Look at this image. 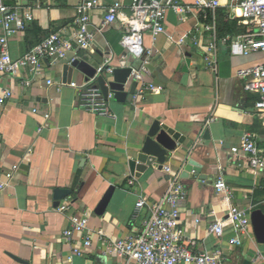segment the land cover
Returning <instances> with one entry per match:
<instances>
[{
	"label": "crops",
	"instance_id": "crops-1",
	"mask_svg": "<svg viewBox=\"0 0 264 264\" xmlns=\"http://www.w3.org/2000/svg\"><path fill=\"white\" fill-rule=\"evenodd\" d=\"M5 2L34 16L23 32L10 38V53L17 60L52 33L69 35L81 0ZM101 2L103 7L93 13V48L82 51L73 47L65 61L44 62L43 72L36 78L28 70L20 76L0 78L2 89L12 94L5 99L0 91V264H133L104 256L99 238L122 239L141 233L150 209L145 207L136 214L137 202L141 198L157 202L168 192L169 176L164 169L152 166L137 177L129 168L156 120L186 138L165 164L188 190V196L180 202L186 237L196 240L197 252L221 248L229 258L227 264H253L257 254L264 257V244L257 241L252 230L240 237L241 247L232 246L230 241L236 234L228 221L231 205L250 220L254 210L264 211V172L255 174L247 157L231 151L246 132L255 134L259 146L264 147V127L253 111L258 96L247 92L244 81L236 76L239 68L252 66L262 56H232L229 50L231 40L244 36L251 27L243 23L233 0H220L219 12L227 14V26L221 32L217 16L218 71L214 72L205 61L212 38L205 30L208 21L195 0H181L194 11L184 16L170 11L166 33L145 36L144 48L151 55L144 63L121 46L123 29L119 22L100 31L106 7L120 2L129 14L133 0ZM4 34L0 20V38ZM192 34L198 38V45L179 44L182 36ZM75 58L97 69L108 60L113 69L143 66L146 82L162 90L146 101L138 100L139 85L131 94L134 81L129 77L124 102L110 95L111 116L85 112L78 106V91L85 85V77L75 72L71 85L64 84V65ZM47 113L53 119L39 133ZM187 159L200 168L183 179ZM9 173L13 174L11 179L7 178ZM220 177L233 191L232 202L216 192ZM111 187L114 192L110 203L99 216L96 210ZM58 189L69 190L71 195L56 207L54 193ZM63 205L70 210L61 212ZM212 210L218 219L227 221L221 238L209 231ZM84 212L89 214L88 232L67 242L64 231L70 227L71 216ZM87 236L93 240V249L74 254V248L82 246Z\"/></svg>",
	"mask_w": 264,
	"mask_h": 264
},
{
	"label": "built area",
	"instance_id": "built-area-1",
	"mask_svg": "<svg viewBox=\"0 0 264 264\" xmlns=\"http://www.w3.org/2000/svg\"><path fill=\"white\" fill-rule=\"evenodd\" d=\"M236 7L240 9L243 23L250 26L252 30L244 36L231 40L230 53L232 56L250 57L260 54L262 60L252 66L239 68L236 76L244 81V89L256 94L258 101L253 111L262 121L264 127V0H233ZM195 4L203 11V17L208 24L205 30L212 34L211 42L206 50L205 61L208 69L218 71V39L216 38L217 16L221 7L220 0H195ZM103 7L101 0H81L76 9V21L70 29V34L61 32L52 33L37 44L29 53L20 59H13L10 53V38L23 32L28 24L34 21V16L29 12H20L19 8L10 7L5 0H0V20L3 22L5 34L0 38V78L2 76H20L28 70L31 74L40 76L43 72V64L65 61L68 53L73 47L82 51L93 48L96 33L92 30L93 13ZM170 11L180 16L191 13L193 8L185 5L181 0H133L130 13L123 11V5L115 2L105 8L104 20L100 31L119 22L123 29L121 46L136 59H144L147 63L151 53H146L144 38L147 34L157 37L166 33V20ZM228 40H230L228 38ZM188 42L198 45L199 40L195 35H185L179 39L181 46ZM126 58V57H125ZM124 58V59H125ZM109 60L100 67L99 73L112 75L114 70ZM131 69L130 79L139 85L136 99L146 101L150 95L155 94L162 88L148 84L145 80V67H129ZM29 84V82H27ZM1 84V81H0ZM49 85L53 81H48ZM1 97L11 98L12 94L3 90L0 86ZM111 95V94H110ZM109 98H106L96 82L85 83L78 91V106L85 112L97 116H111ZM35 113L38 110H34ZM46 123L39 128L41 133L49 127L51 114H45ZM236 156H245L249 160V166L255 174L264 172V147H260L257 136L252 132H246L241 137L239 146L231 149ZM15 167L14 170H17ZM164 172L169 176V188L166 196L157 202H148L141 198L136 205V214L148 207L150 217L144 222L143 231L139 234L130 235L127 238L112 239L100 237L102 253L106 257H117L126 259L133 264H227L228 256L221 248L212 251L197 252V242L187 238L185 229L182 227L180 202L188 196V190L183 180L175 174L171 167L164 166ZM13 177L12 173L7 175L8 179ZM133 184V182H131ZM218 195H222L227 201L234 199L233 191L230 190L223 177L215 183ZM70 206L60 207L61 212H67ZM228 221L236 234L230 244L241 247L240 237L252 232L253 227L250 218L244 213L237 211L233 205L230 206ZM214 217L210 224V233L216 238L225 234L226 223L216 217V212L211 211ZM89 214L76 213L70 218V227L64 231L67 242L72 243L78 235L88 232ZM93 249V240L90 236L85 237L82 246L75 247L73 253L82 255ZM253 264H264L261 254L253 259Z\"/></svg>",
	"mask_w": 264,
	"mask_h": 264
},
{
	"label": "water",
	"instance_id": "water-1",
	"mask_svg": "<svg viewBox=\"0 0 264 264\" xmlns=\"http://www.w3.org/2000/svg\"><path fill=\"white\" fill-rule=\"evenodd\" d=\"M75 72L80 73L85 77V83L96 82V85L101 88L104 96L108 98L110 94L115 95V99L124 102L128 94L125 92V85L131 74L130 68H117L112 75L99 73V70L89 64L84 59L75 58L70 63L65 64L63 68L64 84L71 85L72 77ZM137 83L133 84V91L137 87ZM161 97V96H160ZM162 99V97L160 98ZM207 139L209 138L207 131ZM186 138L175 129L162 124L156 120L147 135V139L140 152L129 162V168L132 175L140 177V175L148 170L149 167H157L159 170L164 169V166L171 153L175 152L179 145L184 144ZM200 166L192 160L187 159L182 178L187 179L190 172L199 171ZM114 188L111 187L103 200L100 202L96 214L102 216L110 200ZM71 195L69 190L58 189L54 193L55 206H60L61 201ZM251 224L257 241L264 244V211L262 209L254 210L251 213Z\"/></svg>",
	"mask_w": 264,
	"mask_h": 264
},
{
	"label": "trees",
	"instance_id": "trees-1",
	"mask_svg": "<svg viewBox=\"0 0 264 264\" xmlns=\"http://www.w3.org/2000/svg\"><path fill=\"white\" fill-rule=\"evenodd\" d=\"M226 13H225V11H223V10H221L220 12H219V15H218V19H219V21H220V23H221V25H220V30H221V32H223L224 31V29H225V27L227 26V21L225 20V17H226ZM252 30V28H250L249 29V32Z\"/></svg>",
	"mask_w": 264,
	"mask_h": 264
}]
</instances>
